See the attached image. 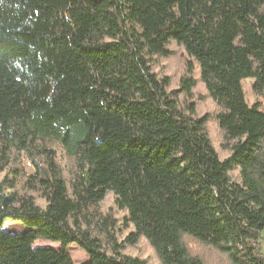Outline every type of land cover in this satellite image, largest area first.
Listing matches in <instances>:
<instances>
[{
  "label": "trees",
  "instance_id": "1",
  "mask_svg": "<svg viewBox=\"0 0 264 264\" xmlns=\"http://www.w3.org/2000/svg\"><path fill=\"white\" fill-rule=\"evenodd\" d=\"M246 78L264 97V0H0V264H60L70 243L149 264L143 239L160 264H264Z\"/></svg>",
  "mask_w": 264,
  "mask_h": 264
},
{
  "label": "rangeland",
  "instance_id": "2",
  "mask_svg": "<svg viewBox=\"0 0 264 264\" xmlns=\"http://www.w3.org/2000/svg\"><path fill=\"white\" fill-rule=\"evenodd\" d=\"M179 61L175 59H169L163 61V66L166 68L168 72L171 74H175L176 67L178 66ZM254 82L253 78H246L243 80V86L246 94V99L249 102V104H253L257 101L262 102L261 109L264 111V97L258 98L252 90V84ZM201 90L203 91V87L201 86ZM204 108H214L213 102L209 99L203 104ZM212 128H214V125L212 124ZM216 140V139H215ZM216 146L217 141H215ZM53 147L55 148L57 152V161L59 164L65 168V170L69 169L70 165L72 164V159L68 155L67 150L63 147L61 143H55L53 144ZM22 165L25 167L26 171L28 173L35 172V164L34 162L27 156H24ZM113 201V197H109L108 200L105 201V206H108ZM123 214V213H122ZM121 214V215H122ZM5 231L8 232H22L27 230L28 228L18 220H13L11 218H8L5 220L4 225L2 227ZM261 245L264 249V229L262 231V237L260 239ZM33 247L35 249L39 247H49L53 249L59 248V242L58 241H52L45 238H38L35 242ZM135 254L143 256L148 258L149 264H160L159 260L157 259L155 252L153 248L148 244V242L143 239L140 243V249L134 251ZM61 264H89V255L87 252L82 249L77 243H70L67 247V253L64 256V259Z\"/></svg>",
  "mask_w": 264,
  "mask_h": 264
},
{
  "label": "crops",
  "instance_id": "3",
  "mask_svg": "<svg viewBox=\"0 0 264 264\" xmlns=\"http://www.w3.org/2000/svg\"><path fill=\"white\" fill-rule=\"evenodd\" d=\"M61 264V263H60Z\"/></svg>",
  "mask_w": 264,
  "mask_h": 264
}]
</instances>
